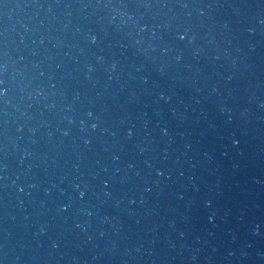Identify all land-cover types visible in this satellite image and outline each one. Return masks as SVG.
I'll use <instances>...</instances> for the list:
<instances>
[{
    "label": "water",
    "instance_id": "1",
    "mask_svg": "<svg viewBox=\"0 0 264 264\" xmlns=\"http://www.w3.org/2000/svg\"><path fill=\"white\" fill-rule=\"evenodd\" d=\"M0 264H264V0H0Z\"/></svg>",
    "mask_w": 264,
    "mask_h": 264
}]
</instances>
